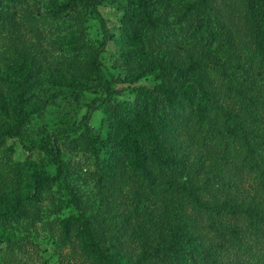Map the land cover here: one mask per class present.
Listing matches in <instances>:
<instances>
[{
	"label": "trees",
	"instance_id": "1",
	"mask_svg": "<svg viewBox=\"0 0 264 264\" xmlns=\"http://www.w3.org/2000/svg\"><path fill=\"white\" fill-rule=\"evenodd\" d=\"M135 1L144 15L145 27L153 33L150 46H174L170 35L155 29L151 8L145 0ZM103 2L84 0L86 8L98 16L103 30L100 46L86 51L89 72L83 75L78 69L69 68L58 80L60 87L103 96L96 99L101 100L99 105L88 107L84 117L87 128L93 112L117 94L103 73L100 59L112 39L98 10ZM177 23L179 35L197 48L212 50L215 61L202 64L194 59L183 66L174 57L151 65L150 70L168 74V80L153 88L132 89L143 99L144 111L149 110L151 117L129 123L122 113L107 111L124 136L113 141L112 137L103 139L86 133L83 143L98 164L95 178L100 197L115 206L119 204L133 217L132 205L137 207L146 194L151 196L153 206L176 194L173 182L160 178L169 172L191 180L182 186L183 211L164 214L167 224L174 225L168 241L142 248L135 258L134 251L125 246L112 254L108 252L100 226L105 221L82 216L69 218L63 225L62 244L69 248L73 259L87 264H239L243 256L245 259L246 254H253L252 240H264V0H193L180 9ZM8 24L0 8V34ZM43 28L49 31L48 19H37L31 26L36 39L32 43L34 62L25 69L23 81L16 87L11 113L0 107L2 114L14 119L8 123L5 136H20L27 122L28 117L23 114L28 102L26 95L31 92L39 70L33 65L41 58L47 60L49 55L43 43L47 38ZM74 45L81 49L79 39ZM113 131L109 133L116 135ZM116 153L129 158L145 182L144 187L138 180L123 178L114 171ZM57 163L58 174L68 169V165ZM58 174L36 175L30 201L15 199L1 213V219L20 221L34 215L31 204L42 203ZM148 210L150 215L155 212V220L156 211L150 206ZM117 222L122 227L126 225L125 219ZM231 254L238 258L230 259ZM66 263L77 264L68 260ZM0 264L19 262L8 252L0 251Z\"/></svg>",
	"mask_w": 264,
	"mask_h": 264
},
{
	"label": "rangeland",
	"instance_id": "2",
	"mask_svg": "<svg viewBox=\"0 0 264 264\" xmlns=\"http://www.w3.org/2000/svg\"><path fill=\"white\" fill-rule=\"evenodd\" d=\"M191 1L145 0L151 8L155 29L175 41L174 46L160 49L150 46L153 33L145 27L144 15L135 0H105L98 6L112 35L100 57L102 70L117 94L110 103L93 112L87 128L84 118L87 109L99 105L101 100L96 99L102 95L60 87L58 80L69 68H76L83 75L89 72L86 51L96 49L103 40L98 16L86 8L84 0H3L0 8L9 27L0 34V107H6L10 113L16 87L23 81L25 69L34 62L32 43L36 39L31 26L37 19L45 18L50 28L48 32L43 28L47 32L43 43L49 55L47 60L41 58L33 65L39 70L31 92L26 95L28 102L23 114L28 118L20 136L12 138L3 134L14 119L0 112V215L15 199L24 203L30 201L36 175H57L58 161L68 165V169L58 174L41 204H31L34 215L20 221H3L0 217V251L8 252L19 264H67V260L87 264L71 258L69 248L62 244L64 222L78 216L105 221L100 226L110 254L125 246L134 251L135 258L142 248L168 241L174 225L167 224L164 214L176 215L183 211L182 186L191 180L163 173L160 178L170 179L177 188L176 194L158 206H153L151 196L146 194L137 207L132 205L135 213L131 217L119 204L115 206L97 193L98 164L83 138L86 133L103 139L112 137L113 141L124 136L107 111L122 113L124 121L129 123L151 117L149 110L144 111L143 99L132 91L135 87L153 88L168 80V74L150 70L151 65L174 57H178L183 66L194 59L202 64L215 61L216 54L212 50L197 48L179 35L177 14ZM78 39L80 50L74 45ZM111 129L116 135L109 133ZM128 159L116 153L114 171L123 178L138 180L144 187L145 182ZM149 206L158 215L155 220L152 217L155 212L152 215L148 212ZM122 214L127 215L123 218ZM118 219H125L126 225L122 227ZM250 244L253 254H246L245 259L243 256L239 264H264V240H252ZM229 258L238 257L231 254Z\"/></svg>",
	"mask_w": 264,
	"mask_h": 264
}]
</instances>
